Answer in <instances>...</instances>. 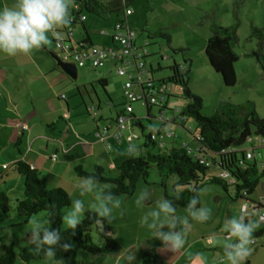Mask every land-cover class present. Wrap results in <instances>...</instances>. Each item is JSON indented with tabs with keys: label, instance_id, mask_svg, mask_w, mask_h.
<instances>
[{
	"label": "rangeland",
	"instance_id": "374dc122",
	"mask_svg": "<svg viewBox=\"0 0 264 264\" xmlns=\"http://www.w3.org/2000/svg\"><path fill=\"white\" fill-rule=\"evenodd\" d=\"M126 2L132 9L131 15L128 17L129 25L137 39H140L143 44V48H139L140 51H145L146 54L143 61L144 68L150 64L154 68L153 79L155 81L165 80V88L161 90L163 94L161 96L167 103L166 106L164 105V112L161 113L164 119L163 121L158 120L157 110L152 108L149 114L150 121L145 118L141 120L145 128L142 132L143 135H146L149 129L153 134L159 132V136L169 132L171 137L168 140L175 141V147L184 145L189 150V154L192 153L190 150L195 146L196 128L193 122L182 120L179 117V112L188 104L185 93L179 85L166 81L171 74L169 67L173 64L187 74V89L201 99L200 114L203 117H209L215 113L217 104L222 101L236 105L251 101L256 115L259 118L264 117V45L260 48L255 40L250 38L252 26L256 28L264 26V0H126ZM84 14L90 18L93 17L86 11ZM116 18L123 19L122 12H112L111 18L103 21L109 25ZM212 22L222 25V27L234 25L237 27L238 44L234 51L238 61L233 65L236 80L231 87L223 86L220 75L211 70L204 56L203 49L210 36L209 30ZM76 28L80 34V27ZM159 33L168 34L169 44L166 39L159 36ZM56 37L61 39L64 35L57 33ZM72 42L74 43V40ZM156 65L159 67L158 69ZM143 111L140 109L135 112L137 116H140ZM173 116L176 117V121L173 125H169L167 122L172 123L170 118ZM163 123L166 126L162 128ZM133 133L137 137L139 136V140L134 142L144 143L145 138L141 137L138 128H134ZM127 144L126 141H122L120 146L123 148ZM247 147H249L248 143L243 148ZM110 151L112 152V150ZM258 151L256 150L254 154L256 155ZM261 152L264 159V148ZM131 157H135V155H131ZM102 167L109 177L118 175V171L114 169L117 166L114 165L112 169L108 166ZM4 180L6 184L4 186L0 183V189L8 195L10 207L8 215L0 218V224L3 227L0 235L3 243L11 244L18 252L19 248L23 246L22 240L28 235L30 227L29 222L24 223V218L19 217L13 210L15 199H21L23 184L10 167ZM19 188L20 194L17 195L16 191ZM166 188L170 194L182 189L180 186H174L171 180L166 181ZM145 189L152 193V199L146 202L143 208L137 207L136 199L139 193ZM199 192L201 205L212 210V218L205 223L190 220L187 243L181 254L172 261H170L171 253L163 251L160 247L156 250V257L148 255L138 260L137 264H220L223 252L221 248L215 249L214 246L217 245V241L222 243L223 233L221 234L219 231L218 234L216 231L218 229L222 231L227 218L238 215L235 210L237 201L234 198V189L229 187L225 191L217 185H206ZM263 193L264 177L259 180L255 193L249 199L254 201ZM162 194L163 189L159 186V179L150 169L145 182L142 179L137 182L134 193L128 197H119L121 204L118 209H114L113 218L103 219L104 224L112 229V236L120 247L119 254L97 253L93 255L80 250L77 254L76 264H126L124 257L129 249L142 247L146 240L153 238L147 227H141L140 220L148 210L155 206L156 200L164 198ZM177 214L186 216V209H177ZM33 218L45 222L42 212L32 215L30 219ZM66 228L67 226L62 220L60 230ZM90 236L94 244L102 246L104 240L93 227L90 228ZM212 239L213 243L211 244L208 240L212 241ZM263 247L259 242L257 248L263 250ZM15 264L24 263H21L16 257ZM28 264H52V261L44 259Z\"/></svg>",
	"mask_w": 264,
	"mask_h": 264
},
{
	"label": "trees",
	"instance_id": "16d2710c",
	"mask_svg": "<svg viewBox=\"0 0 264 264\" xmlns=\"http://www.w3.org/2000/svg\"><path fill=\"white\" fill-rule=\"evenodd\" d=\"M75 2H81V0H75ZM82 3L88 8L87 11L90 14L97 16L102 15L104 12L110 14L128 9L126 0H114L108 6L94 0H85ZM236 31L237 27L235 25L222 27V25L212 22L209 30L210 36L203 49L208 66L213 72L220 75L221 83L225 87L233 86L236 80L233 69V65L238 61L237 54L234 51L238 44ZM159 36L166 39L169 44L168 34L159 33ZM112 38H114L113 35ZM250 38H253L257 46L262 48L264 45V26L261 28L252 26ZM62 42L69 43V39ZM87 43L89 42L84 41L81 44ZM169 70L171 74L166 81L179 85L188 100V104L179 112V117L191 120L196 128L194 151L193 149L190 150L192 153L189 154V150L185 146L173 147L165 143V139L170 138L165 135L167 132L161 138H158L159 132L153 134L150 129L146 135H143L142 132L145 128L141 120L145 118L150 121L147 111L153 105H145L144 108L147 110L145 117L139 119L134 112V105L137 104L135 103L133 104L135 118L130 121L129 127L124 133L126 135L134 134V128L140 130L141 137L145 138L142 144L147 149L145 155L122 160L114 168L118 171V175L114 177H109L101 165L94 166L91 171H85L82 166H76L74 167V173L80 178L87 175H96L101 184L110 186L119 198L128 197L134 193L137 182L140 179L145 182L151 169L159 179V186L163 189L162 195L164 198L174 199L177 194V192L170 194L167 191V180H171L174 186L182 187L178 191L180 199L175 200L176 209H186L187 203L195 195L192 189L200 190L206 185H217L225 191L227 188L232 187L235 199L248 200L255 193L259 180L264 177V159L261 152L264 148V117L259 118L256 115L251 101L240 105L222 101L217 104L215 113L209 117H203L200 114L201 99L187 89V74L179 70L174 64L169 67ZM146 72L152 73L150 70ZM147 79H150L157 87L158 93L163 95L161 90L165 88V80ZM123 98V107L116 114L114 123L118 115L124 114L126 105L124 95ZM160 104V108L153 106L157 108V114L160 110L164 112L165 99L163 97ZM150 134L154 135L153 140L150 138ZM134 135L135 138L131 142H126L127 145L130 146L134 144L135 140H139V136ZM122 141L125 140L118 142L121 143ZM246 143L249 144V147L243 148ZM256 150H259L258 155L254 154ZM247 151L251 153L249 159L246 158ZM10 168L23 184L21 199H15L13 210L19 217L24 218V223L29 222L32 215L42 212L44 213L45 223L50 221L48 226L60 230L64 210L70 207V200L66 191L61 188H47L44 177L34 167L22 161H15ZM222 175L226 176L223 177ZM9 207L8 195L0 189V218L8 215ZM91 227L102 236L104 240L102 246L93 243L90 236ZM2 229L3 227L0 224V232ZM60 231L64 241L75 245V248L70 252L58 251L57 258H64L65 264H76L77 254L80 250L93 255L97 253L105 255L119 254L120 247L112 236L111 227L105 225L104 220L97 217L93 211H87L83 215L82 223L75 230V235L68 228ZM254 237L257 241L258 235L255 234ZM22 242L23 246L17 252L11 244L3 243L0 235V264H15L16 257L24 264L45 259L43 255L32 254L30 249L34 246L28 242V235L23 238ZM160 247L161 242L152 238L146 240L142 247L129 249L126 254L130 251L134 252L137 257L134 264H137L138 260L148 255L156 257V250Z\"/></svg>",
	"mask_w": 264,
	"mask_h": 264
},
{
	"label": "crops",
	"instance_id": "0c3cea01",
	"mask_svg": "<svg viewBox=\"0 0 264 264\" xmlns=\"http://www.w3.org/2000/svg\"><path fill=\"white\" fill-rule=\"evenodd\" d=\"M82 1L85 0L75 2L72 24L58 30L57 33L63 34V38L49 34L52 42L41 49H33L28 55L10 57L0 52V183L5 186L4 177L9 167L17 160L22 161L34 167L44 177L47 188H61L66 191L70 207L64 214L70 210L72 198L84 200L85 213L91 211L90 205L95 203L91 196H80L75 187L80 177L74 173V167L82 166L85 171H90L94 166L102 165L112 169L121 160L131 157L127 154L129 145L121 148L122 142L115 141L111 136L116 114L124 104V78L115 73V63L109 62L96 69L88 65L78 67L74 64L76 76L71 80L54 60V56L61 59V52L54 46L55 41L69 39L73 49L84 41L105 49H114L118 43L112 35L115 36L113 27L117 21L125 20L131 29L128 22L131 12L124 17L121 11L123 19L116 18L112 24L106 25L104 21L111 18V13L104 12L100 16L90 14L93 16L90 18L84 14V11L90 12ZM94 1L108 6L114 0ZM15 3L16 0H0V10ZM127 8L131 9L129 6ZM78 26L81 29L80 34L76 28ZM142 46L140 39L135 36L134 53H142L139 49ZM134 63L136 60L131 59L127 67H133ZM147 70L152 73H147ZM153 72L154 68L149 64L142 72L143 79H153ZM152 108L157 110L151 106L147 111L141 105L135 104V111H144L140 116L134 112L137 118L143 119L146 111L150 114ZM170 119L172 123H167L173 125L176 117ZM165 126L163 123L161 127ZM167 141L168 138L165 139ZM174 143L175 141H169L167 144L175 147ZM142 144H132L139 149L134 154L135 157L145 155L147 149ZM53 156L55 158L52 161ZM2 164L8 169L3 170ZM19 190L20 188L16 191L17 195L20 194ZM259 198L254 201L235 199L236 213L239 214L244 206L251 212H264V205ZM261 225L254 233L258 235L257 241L251 245L253 252L245 264H264V247L263 250L257 248L259 242L264 246V223ZM219 231L223 233L224 239L226 233L220 229L216 232L219 234ZM208 241L213 243V239ZM216 244L215 249H222L218 241Z\"/></svg>",
	"mask_w": 264,
	"mask_h": 264
},
{
	"label": "clouds",
	"instance_id": "9594fccd",
	"mask_svg": "<svg viewBox=\"0 0 264 264\" xmlns=\"http://www.w3.org/2000/svg\"><path fill=\"white\" fill-rule=\"evenodd\" d=\"M75 0H16L11 7L0 10V52L10 57L18 54L28 55L33 49L49 45L50 35L56 36L60 28L72 24V10ZM139 151L130 145L127 154L134 155ZM81 197L91 196L95 203L90 210L102 219L113 218L114 209L120 207L121 201L110 186L101 182L96 175L79 178L75 185ZM195 193L186 206V216L177 214L175 200L180 199L177 192L174 199L160 198L155 206L148 210L140 220L141 227H147L152 237L161 242L163 251L171 253L170 261L180 255L187 243L190 220L205 223L212 218V210L201 205L200 192ZM152 199V193L145 189L136 199L137 207L143 208ZM85 202L82 199L72 201L70 210L63 215V223L68 229L75 230L82 223L85 214ZM51 215V213H50ZM99 222V221H98ZM264 223V212H251L242 209L238 215L224 221L222 231L226 233L221 246L220 264H245L252 254L254 233ZM40 219L29 220L28 242L33 255H43L52 264H65L64 258H57L58 251L70 252L75 248L71 242L64 241L61 231L48 226ZM183 226V227H181ZM136 254L129 252L124 259L126 264H134Z\"/></svg>",
	"mask_w": 264,
	"mask_h": 264
},
{
	"label": "built area",
	"instance_id": "2783aa9c",
	"mask_svg": "<svg viewBox=\"0 0 264 264\" xmlns=\"http://www.w3.org/2000/svg\"><path fill=\"white\" fill-rule=\"evenodd\" d=\"M130 12L131 9L129 8L123 11L124 17L128 16ZM113 28L115 32L114 39L118 43L114 49H105L104 47L91 45L89 43H79L78 47L73 49L69 43L62 41L55 42L54 46L56 50L61 52L60 61L72 62V64H75L78 67L88 65V67L96 69L109 62L115 63V73L124 78L123 95L126 99V105L124 114L118 115L115 120L111 136L117 142H120L121 140L131 142L135 138V135L132 133L126 135L124 132L129 127L130 121L135 118L133 104L137 103L142 107L151 104L160 108V100H162V97L159 96V99L158 95L160 94L154 83L150 79H143L142 77V72L145 69L143 59L146 54L145 51L140 54L134 53V31L129 29L125 20L117 22ZM131 59L136 60V63H134L133 67L129 68L127 66ZM161 113L162 111L160 110L157 114V118L158 120L163 121L164 118ZM165 135L171 137L169 132ZM150 138L153 140L155 137L153 134H150ZM158 138H161V136H158ZM100 139L102 140V137H100ZM250 157L251 153L247 151L246 158L249 159ZM54 158L55 156L51 158L52 161ZM1 166L3 169H6L7 167L3 164ZM222 176L225 177L226 175ZM259 199L260 203L264 205V195ZM243 209H246V206H244ZM254 244H256V239H254L252 245Z\"/></svg>",
	"mask_w": 264,
	"mask_h": 264
},
{
	"label": "water",
	"instance_id": "95a60500",
	"mask_svg": "<svg viewBox=\"0 0 264 264\" xmlns=\"http://www.w3.org/2000/svg\"><path fill=\"white\" fill-rule=\"evenodd\" d=\"M54 60L56 62V65L62 70L64 74L67 75V77L71 78V80L75 79L76 76V67L72 63H64L59 60V58L54 56Z\"/></svg>",
	"mask_w": 264,
	"mask_h": 264
}]
</instances>
